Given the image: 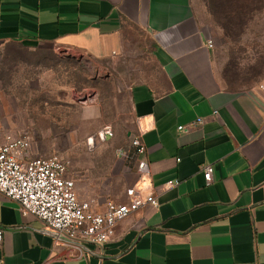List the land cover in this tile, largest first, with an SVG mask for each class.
<instances>
[{"label":"crops","instance_id":"obj_1","mask_svg":"<svg viewBox=\"0 0 264 264\" xmlns=\"http://www.w3.org/2000/svg\"><path fill=\"white\" fill-rule=\"evenodd\" d=\"M207 25L202 0H0V48L108 60L144 30L157 73L132 90L133 136L159 203L118 223L103 247L67 246L0 194V264H264V93L227 87Z\"/></svg>","mask_w":264,"mask_h":264},{"label":"rangeland","instance_id":"obj_2","mask_svg":"<svg viewBox=\"0 0 264 264\" xmlns=\"http://www.w3.org/2000/svg\"><path fill=\"white\" fill-rule=\"evenodd\" d=\"M202 1L227 87L259 86L264 79V0H241L240 15L229 13L226 0ZM127 40L126 55L108 60L51 45L0 48V133L30 137L38 157L66 159L81 200L122 202L138 180L136 157L124 158L119 150L134 135L132 90L155 76L157 65L144 30L134 29ZM106 128L112 138L101 137Z\"/></svg>","mask_w":264,"mask_h":264},{"label":"built area","instance_id":"obj_3","mask_svg":"<svg viewBox=\"0 0 264 264\" xmlns=\"http://www.w3.org/2000/svg\"><path fill=\"white\" fill-rule=\"evenodd\" d=\"M213 49L214 42L208 41ZM259 89L264 93V81ZM198 120V124L202 123ZM187 126H180L184 131ZM114 136L110 128L101 132L103 139ZM32 142L27 136H7L0 146V194L15 201L23 216H32L53 232L56 242L67 246L85 244L103 247L110 240L114 227L141 208L158 207L151 190V171L146 161V146L139 136H133L128 147L119 150L122 157L133 155L137 161V182L126 191L128 201L99 203L81 200L77 185L69 174V162L59 155L32 157ZM206 186L213 184V166H203ZM148 184L145 187L139 185ZM178 182H169L175 186ZM153 189V188H152ZM3 231L0 230V240Z\"/></svg>","mask_w":264,"mask_h":264},{"label":"trees","instance_id":"obj_4","mask_svg":"<svg viewBox=\"0 0 264 264\" xmlns=\"http://www.w3.org/2000/svg\"><path fill=\"white\" fill-rule=\"evenodd\" d=\"M229 4V13L234 14L237 12L238 15H240L243 12L244 6L243 4L240 5L241 0H226ZM213 5H216V2H213ZM232 6V8H231ZM236 8V9H235ZM228 18L231 20L232 17L228 16Z\"/></svg>","mask_w":264,"mask_h":264}]
</instances>
